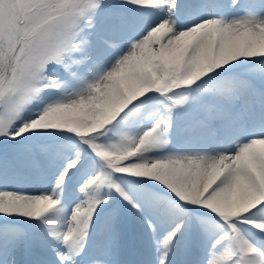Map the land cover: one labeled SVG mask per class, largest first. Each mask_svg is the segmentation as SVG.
Masks as SVG:
<instances>
[{"label":"snow or ice","instance_id":"obj_1","mask_svg":"<svg viewBox=\"0 0 264 264\" xmlns=\"http://www.w3.org/2000/svg\"><path fill=\"white\" fill-rule=\"evenodd\" d=\"M0 264H264V0H0Z\"/></svg>","mask_w":264,"mask_h":264}]
</instances>
